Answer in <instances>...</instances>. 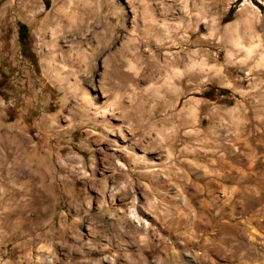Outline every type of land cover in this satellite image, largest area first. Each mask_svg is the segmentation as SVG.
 Returning <instances> with one entry per match:
<instances>
[{
  "label": "rangeland",
  "instance_id": "rangeland-1",
  "mask_svg": "<svg viewBox=\"0 0 264 264\" xmlns=\"http://www.w3.org/2000/svg\"><path fill=\"white\" fill-rule=\"evenodd\" d=\"M262 112L264 0H0V264H264ZM213 145L262 180L190 196Z\"/></svg>",
  "mask_w": 264,
  "mask_h": 264
},
{
  "label": "crops",
  "instance_id": "crops-1",
  "mask_svg": "<svg viewBox=\"0 0 264 264\" xmlns=\"http://www.w3.org/2000/svg\"><path fill=\"white\" fill-rule=\"evenodd\" d=\"M245 112L246 111H230V109H225V110H217V109H210L208 110L206 113L208 114H213L214 118H215V122L214 124L216 128L221 129L223 127L227 128V129H231V125L229 123V121L226 123L222 124V121L224 120V115H229L231 118L233 117L234 119L237 118L239 121V124H241L239 127V132H237L236 137L240 140V141H244L246 142L247 139H249V134L248 132L251 133V131L247 130V133H244L245 131H242L241 129H243L245 126ZM264 118V112H262V116ZM249 126H251L252 124L249 123ZM248 125H246L248 127ZM254 127L261 129V127H264V125L261 124H253ZM221 127V128H219ZM241 130V131H240ZM218 139V137H217ZM217 144V140L214 142V145ZM214 145L211 147H206V148H202L199 146H195V148L190 147L189 149H185V159L186 161H189L191 166L193 168H195V173H191V182H193V184L195 185L192 192H190V196H192L193 194H197L200 195V197L203 198H211V197H215V192H217V187L221 188L224 193L226 194L227 197L231 198L233 197V195L231 194L232 190H231V186L229 185L231 182L233 181H239L238 185H237V191L239 195H244L242 193L246 192L247 187L246 185H243L242 182H245L248 174H253L254 182H260L262 180V176H258L257 172L254 170L249 171V165L251 164V162L253 163L255 160H253L252 158H248V151H251V148H241L242 150H240L239 152V157L240 160L237 163H234L232 165V162L229 159H225V155L226 153H224L222 151V149H218L215 148ZM244 149V150H243ZM254 166V165H253ZM190 176V175H189ZM261 179V180H260ZM202 183V184H201ZM203 183H206V187H204ZM252 188L254 191L256 190V188L251 187V185H249V189ZM258 191H260V187L258 188ZM256 192V191H255ZM192 194V195H191ZM234 194V193H233ZM233 214L232 212L229 211H225V221L224 223H222V228L224 229V231L226 230H231V228H233V224H232V219H233ZM230 232V231H229ZM40 240V245L43 246L44 248H47V246H49V244L51 243H42V238L39 239ZM225 242H231V234L228 237H225L224 239ZM57 245L58 242L56 241ZM230 244V243H229ZM217 248L220 249L218 247V245H213L212 249L213 251ZM223 251L220 250L218 251V256L221 258L222 264H230V259H228V250L223 247ZM58 251V250H57ZM52 253V257L56 258V255Z\"/></svg>",
  "mask_w": 264,
  "mask_h": 264
},
{
  "label": "trees",
  "instance_id": "trees-1",
  "mask_svg": "<svg viewBox=\"0 0 264 264\" xmlns=\"http://www.w3.org/2000/svg\"><path fill=\"white\" fill-rule=\"evenodd\" d=\"M233 12V8L229 9V17L231 16ZM26 38V33H25V29L24 27L21 25L20 26V30H18V41L20 42L21 45H23L24 41ZM31 61L34 63L35 62V58H32Z\"/></svg>",
  "mask_w": 264,
  "mask_h": 264
},
{
  "label": "built area",
  "instance_id": "built-area-1",
  "mask_svg": "<svg viewBox=\"0 0 264 264\" xmlns=\"http://www.w3.org/2000/svg\"><path fill=\"white\" fill-rule=\"evenodd\" d=\"M47 261H49V259Z\"/></svg>",
  "mask_w": 264,
  "mask_h": 264
}]
</instances>
